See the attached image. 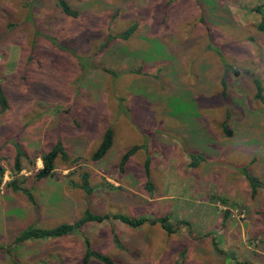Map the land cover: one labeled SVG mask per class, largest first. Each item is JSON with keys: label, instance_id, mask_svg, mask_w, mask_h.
Instances as JSON below:
<instances>
[{"label": "rangeland", "instance_id": "1", "mask_svg": "<svg viewBox=\"0 0 264 264\" xmlns=\"http://www.w3.org/2000/svg\"><path fill=\"white\" fill-rule=\"evenodd\" d=\"M56 1L0 0V246L87 209L166 217L174 231L88 222L0 249V264H83L86 239L114 264H264V102L253 80L264 89V0H67L76 18ZM108 126L113 144L94 160ZM58 140L68 159L37 179ZM16 142L26 156L13 176ZM23 175L34 203L6 184Z\"/></svg>", "mask_w": 264, "mask_h": 264}, {"label": "trees", "instance_id": "2", "mask_svg": "<svg viewBox=\"0 0 264 264\" xmlns=\"http://www.w3.org/2000/svg\"><path fill=\"white\" fill-rule=\"evenodd\" d=\"M210 1V0H208ZM57 6L68 16L72 17H79V11L67 1V0H57L56 1ZM261 10V8H258ZM137 24L131 25L129 28H127L125 31L120 33L118 37L122 38H129L134 31L136 30ZM263 27V26H262ZM113 38V36L111 37ZM110 38V39H111ZM147 54L153 53V51L146 52ZM254 83L257 88V93L256 97L260 99L261 101L264 102V89L262 86V81L260 78L255 77ZM8 108V99L6 97L5 91L3 89V86L0 82V109L1 111H4ZM230 115L228 114L227 118L223 121L222 126L223 129L226 133L227 136H232L233 131L229 127V122L228 118ZM113 138H114V129L112 126H108L104 132L103 139L97 148V150L93 154V159L94 160H99L102 159L109 149L111 148L113 144ZM16 147V154H15V163H14V169H13V176L16 174H20L23 170V165H22V158L26 156V153L24 150H22L21 146L16 142L15 143ZM139 146L134 145L131 147L122 157L121 163H120V169L124 170L125 164L129 160V158L138 150ZM58 157H62L63 159H68V151L64 146V143L62 140H58L48 151L42 153L40 155V158L42 159L43 166L39 168L36 171V178L37 179H43V178H48L54 175L55 169H56V161ZM145 170L147 177L150 176L149 172V164L150 160L149 158L146 159L145 161ZM5 170L3 168H0V174L4 175ZM90 175L85 172L82 174V183L81 187L84 189V191L87 194H91L94 190V187L91 185L89 181ZM250 177V176H249ZM251 183L253 186L254 192L257 189V180L253 176L250 177ZM27 180V175H23L22 177H13L10 181H8L6 184L8 187L11 188L18 192L22 191L23 193L26 194L28 199L31 202H35L34 195L32 193V189L25 187L23 185H20V183H24ZM148 185L152 189V183L148 182ZM112 219H117L122 221L123 223H126L129 226L132 227H141L145 223H161V225L168 231V232H173V225L171 222H169L168 218H157V219H152L146 216L142 217H132L124 213H98L93 210L87 209L84 214L78 218L75 222L72 223H62L54 227L50 228H45V227H38L35 226L34 224L28 225L26 228L22 229L14 238L13 243L10 245L6 246H0V249H3L7 252L11 251V248L17 245H20L24 242L30 241V240H45V239H53V238H58V237H63V236H69L72 234H75L77 231L83 228L85 224L88 222H104ZM219 250L218 248H216ZM96 258L106 264H114V260L111 259V257L102 254L101 252L94 250L91 246V243L88 239H86V253L83 258V264H89V261L91 258ZM15 264H22L19 260H14Z\"/></svg>", "mask_w": 264, "mask_h": 264}]
</instances>
